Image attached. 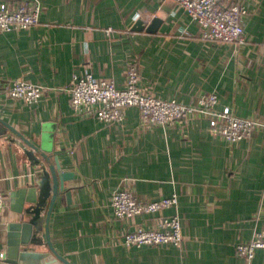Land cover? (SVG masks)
<instances>
[{"label": "crops", "instance_id": "crops-1", "mask_svg": "<svg viewBox=\"0 0 264 264\" xmlns=\"http://www.w3.org/2000/svg\"><path fill=\"white\" fill-rule=\"evenodd\" d=\"M223 2L246 9L243 44L205 40L175 0H0L41 7L38 25L0 31V264H7L12 226L22 222L17 194L52 165L72 174L49 223L56 252L70 264H264V249L250 261L237 253L264 229V0ZM140 19L160 24L136 32ZM131 64L141 91L158 99L195 106L215 93L216 110L256 123L252 138L227 142L200 114L150 125L129 107L123 122L105 124L74 111L68 90L75 76L91 72L124 88ZM14 80L41 86L39 101L11 98ZM4 123L49 160L2 132ZM119 190L147 202L176 195L178 203L122 220L111 206ZM175 215L184 235L179 246L124 245L136 228L155 229ZM42 219L45 240L46 211Z\"/></svg>", "mask_w": 264, "mask_h": 264}, {"label": "built area", "instance_id": "built-area-1", "mask_svg": "<svg viewBox=\"0 0 264 264\" xmlns=\"http://www.w3.org/2000/svg\"><path fill=\"white\" fill-rule=\"evenodd\" d=\"M199 24L203 38L222 43L245 42L243 18L244 6L226 4L223 0H175ZM41 7L38 3L10 6L0 4V31L12 32L26 30L40 22ZM140 74L137 64H131L127 70L126 85L118 88L113 81L96 79L91 72L82 77H74L68 90L71 105L75 112L92 115L105 124L124 121L125 109L137 107L145 124L167 125L183 121L191 115L200 114L210 118V131L227 142H239L250 139L256 127L253 120L233 116L229 108L215 109L218 96L215 93L203 95L197 105H185L175 100H161L143 93L139 86ZM43 94L41 86L14 80L9 89L13 99L35 104ZM32 177V176H31ZM178 198H165L156 201H143L125 190L117 191L111 198V206L119 219H132L143 214H155L166 208L176 206ZM4 200L0 195V210ZM181 222L178 216L164 218L155 229L138 227L124 238L128 248L171 244L179 246L183 240ZM264 249V229L255 232L252 240L237 245V253L252 260L257 250Z\"/></svg>", "mask_w": 264, "mask_h": 264}, {"label": "water", "instance_id": "water-1", "mask_svg": "<svg viewBox=\"0 0 264 264\" xmlns=\"http://www.w3.org/2000/svg\"><path fill=\"white\" fill-rule=\"evenodd\" d=\"M159 24L160 21L156 19L147 27L140 19L135 23L132 30L136 32L144 30L147 32H155ZM2 125L5 128L2 132L10 130L13 134L19 136L35 152L40 153L46 161L49 160L45 152L25 139L14 128L5 123ZM29 156L31 157V154ZM34 165L41 167L39 161ZM70 178H72V174L61 173L59 165H56V167L52 165L50 167V174L45 172L39 177L37 183L26 189H22L17 194V208L15 212L20 216L22 222L12 226L11 246L5 260L7 264H70L56 252L49 234V223L55 202L58 196L64 193L63 183ZM67 195L69 197V193ZM47 207L48 209L46 210ZM45 211L46 237L44 240L42 217ZM27 246H47L49 250L47 252L27 250L25 249Z\"/></svg>", "mask_w": 264, "mask_h": 264}]
</instances>
